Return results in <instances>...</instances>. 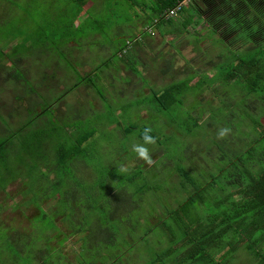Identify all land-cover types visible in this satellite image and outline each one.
I'll return each mask as SVG.
<instances>
[{"label": "rangeland", "instance_id": "obj_1", "mask_svg": "<svg viewBox=\"0 0 264 264\" xmlns=\"http://www.w3.org/2000/svg\"><path fill=\"white\" fill-rule=\"evenodd\" d=\"M195 2L198 8H205L202 0ZM0 3V50H10L15 44L14 52L8 54L9 61L1 59L0 63L5 62L12 69L23 66L26 76L29 71L34 74L31 67L38 64L43 51L32 42L39 40L42 48L48 47V60L62 66H58L61 69L57 73L54 71L50 83L36 84L43 77L34 74L30 79L33 86L4 78L5 69L0 67V147L5 148H0V264H30L33 256L35 263L43 260L46 264H105L112 253H119L111 256H118L115 264H145L149 253L153 255L165 245L155 243L160 238L165 240L163 227L157 222L166 216L167 207L175 206L191 190L190 185L182 189L178 183L180 176L173 164L179 160L173 164L169 160L181 154V141L202 150L200 160L195 156L207 172L214 168L210 156L217 159L221 150L243 148L245 144V138L239 134L248 131L245 126L218 138L219 129L227 121L234 124L235 118L226 106L231 99L238 98L230 96L228 87L219 82L213 84L218 88L216 92L214 87L204 84L199 93L197 87L178 93L179 101L172 109L160 107L155 100L164 88L186 74H191V83L200 78V72L211 76L213 64L220 60L219 52L227 51L226 48L214 44V37L209 36L211 29L201 16L190 11L192 6H184L171 18L182 20L183 29L174 33L167 32L166 25L147 26L142 20L144 8L152 4L150 0H86L81 7L68 0ZM76 14L72 27L70 20ZM96 25L100 30H92ZM110 27L114 32H109ZM144 29L148 33L142 32ZM197 33L201 34L199 42ZM140 35L143 45L137 44L139 38L134 39ZM215 37L217 40L219 36ZM63 38L66 41H57ZM65 42L68 44L64 58L65 54L57 52ZM121 48L126 52L124 59L114 53ZM15 54L29 63H11ZM109 55L108 68L105 64L96 68ZM227 56L230 59L231 55ZM133 62L136 72L131 67ZM49 69L43 70L44 76ZM24 89L31 92L24 93ZM15 95L21 98L19 102ZM193 103L192 113L201 115L200 126L194 128L205 135L192 136L185 129L188 121L193 123L187 118ZM222 107V116L210 117L212 108ZM75 112H79L77 119L72 116ZM145 127H151L155 137L154 144L145 145L154 161L151 166L132 150L134 144H143L141 134ZM85 130H94L85 145V163L78 167L64 164V184L68 190L75 188L82 196H78L79 200L84 198L80 211L86 216L85 227L93 231L84 232L83 238L79 232L66 240L68 225L58 220L61 214L55 213H66V190L48 186L51 171L47 164L52 150L72 139L70 132L79 134ZM10 132L15 137L7 138L2 145ZM208 145L211 148L207 150ZM121 167L127 171L121 172ZM128 177L129 183L125 181ZM110 188L125 189L129 196L128 206L117 210L119 215L110 208ZM44 192L48 193L45 197L49 202L39 206L34 198L39 196L41 200ZM98 218L104 220L97 223ZM137 219L141 224L131 227ZM116 220L128 224L118 227ZM149 226L154 227L146 234ZM103 243L106 247L101 249ZM91 253L96 258L92 259ZM235 264H252V260L246 251L239 250Z\"/></svg>", "mask_w": 264, "mask_h": 264}, {"label": "trees", "instance_id": "obj_2", "mask_svg": "<svg viewBox=\"0 0 264 264\" xmlns=\"http://www.w3.org/2000/svg\"><path fill=\"white\" fill-rule=\"evenodd\" d=\"M10 1L3 0V3L8 4ZM85 1L68 0L76 7L83 6ZM150 1L152 4L144 8L146 12L142 20L145 21V24L147 26L166 25L167 32H181V29H183L182 20L177 22V19H171L176 15L169 16L168 11L182 0ZM195 1H189L186 5H182L176 13L181 12L184 6H192L193 8H190V11L201 16L202 21L207 24V28L211 29L209 36L214 37V44L219 48L223 46L227 51L219 52L218 59L220 60L213 64L212 69L209 68L213 70L211 76H208L210 75L208 72L203 74L200 72L197 74L200 78L191 83L192 77L189 76L191 74H186L182 79H178L177 82L164 88L155 97V100H157L160 107L172 109L179 101L176 99L178 93H187L194 90V87H197L199 93L204 84L207 87H214L212 89L216 92L218 88L213 84L219 82V84L228 87L230 96H238V98L231 99L232 105L236 106L237 109L231 108V102L226 106L227 109L231 110L229 114L235 118V122L230 124L227 121L225 127L230 128L233 125L230 129L238 130L245 126L248 131L239 132L245 138L243 148L221 150L216 155L217 159L210 156V162L214 168L208 172L207 170L204 171L205 165L203 166V163L200 165L197 159L198 155L202 157V150L181 141L183 146L181 154L169 160L172 164L173 161L179 160L176 165L173 164L174 169L180 176L178 183L182 189L187 188V184L190 185L191 190L175 206L167 207L166 216L157 222L163 227L165 240L160 238L155 243H165V245L160 248L159 252H155L153 255L149 253L145 264H235L239 250L248 253L252 264H264V0H202L207 3L205 13L210 15L207 17L200 14ZM78 11V9L75 10V12ZM73 20L74 18L71 17L70 25L72 27ZM97 29L100 30L98 25L94 26L92 30ZM113 29L110 27L109 32H114ZM142 32L146 33L147 31L144 29ZM215 35H218L217 40L222 42L217 41ZM200 36L201 34L197 33V42L201 41L198 38ZM59 40L63 41L64 38L57 39V41ZM67 41H70V39ZM32 44L37 46L36 48L43 51V53L48 49L47 46L42 48L39 40L33 41ZM45 44H47L46 40L43 41V45ZM21 45L24 47V43H21ZM61 46L62 44L59 45V50ZM13 47L9 50L10 53L14 52L15 44ZM122 49H118L114 53H117L119 58L124 59L126 52H122ZM9 52H4L1 49L0 60L9 61ZM57 53L64 54L62 50ZM227 54L231 55L230 59L227 58ZM15 56L11 63H29L28 60L17 57V54ZM63 56H66V54ZM135 59L138 63L136 56ZM105 60L96 68H100L102 64H105V67L109 66L111 55ZM5 62L0 63V67L5 69L4 72L6 73L3 77H14V80L16 78L20 79L21 73H19V70L9 68ZM136 63L133 62L131 66L134 72L137 70L136 65H134ZM162 71L165 72L166 69ZM3 77L2 79L6 80ZM20 85L33 86L28 80ZM25 90L22 91L24 93L30 92ZM20 99V97H15V100H18L17 102ZM194 107L195 103L188 108L187 118L192 120L193 123L188 121L185 129L188 131L187 134L192 136L205 135L204 131L194 128L200 126L201 118L199 113L197 115L192 113L191 109ZM222 109L224 107L212 108L210 117L222 116ZM72 116H74L73 119L80 117L79 112L73 113ZM70 133L72 139L66 141V144L59 143L55 151L52 150V159L49 158L51 161H48L47 164L48 170L51 171L47 179L49 181L48 186L51 187L52 185L57 190L64 187L63 191L66 190V200L68 201L66 213L55 212L61 214L58 220L68 225L69 232H66V240L68 236L79 232L83 233L81 235V238H83L84 232L91 234L92 230V228L85 227L84 219H86V216L84 217L83 211H80L85 203L84 198L79 200L78 196L80 195L76 193L77 191L75 192V188L66 189V184H64L66 182V169L63 168V165L66 164V166L71 167L75 165L78 167L79 164L84 165V154H86L87 149L85 145L89 143V139L94 135V130H85L79 134L75 131ZM14 137L15 133L10 132L6 135L2 145L7 142V138ZM212 142L219 149H222V146L216 141ZM210 146H207V150L211 148ZM198 158L200 160V157ZM186 159L189 163H186ZM166 168L168 169L169 166L167 165ZM51 173H53V177H50ZM192 173H194V176ZM128 180L129 177L125 181L128 182ZM108 191L110 194L109 203L112 205L110 208L119 215L117 210L123 205L128 206L129 196L125 193V189L116 191L110 188ZM47 194V192H44L41 200L39 196L34 198V195H32L31 198H34L39 206L40 204L43 206L42 204L49 202V199L45 197ZM69 200H71V203ZM114 200L117 201L116 203L120 202L121 204L114 205L116 204ZM119 218L120 216H118ZM101 220L104 219H95L97 223L102 222ZM116 223L118 227L128 224V222L120 220H116ZM139 224L141 222L137 219L135 224L132 222L131 227L137 228ZM153 227H147L146 234ZM139 239H142V236ZM101 246V249L106 247L105 243ZM16 248L23 252L22 247L17 246ZM113 254L119 253L108 254V262H105V264H115L113 262L118 256L111 259ZM91 256L93 257V253H91ZM94 258L96 257L92 259ZM30 259L32 258L30 257ZM29 263L46 264L43 260L35 263L34 256Z\"/></svg>", "mask_w": 264, "mask_h": 264}, {"label": "crops", "instance_id": "obj_3", "mask_svg": "<svg viewBox=\"0 0 264 264\" xmlns=\"http://www.w3.org/2000/svg\"><path fill=\"white\" fill-rule=\"evenodd\" d=\"M197 1V0H196ZM1 4V3H0ZM195 4H196V2H195ZM203 4H204V7L205 8H198V6H197V8H198V11L200 12V14H204V16H210L209 15V13L207 14V13H205V11H206V8H207V3L206 2H204L203 1ZM145 12H146V9H145ZM145 12H144V14H145ZM79 14V13H78ZM78 14H76L75 16H74V20H73V25H75V21H76V16L78 15ZM76 18V19H75ZM144 24V23H143ZM141 37V35L140 36H137L136 38H139L138 39V41H137V44L138 43H140V45H143V44H141V40H142V38H140ZM12 40H14V39H12ZM12 40L11 41H8L7 43H9V42H12ZM63 41H66V40H63ZM72 41H74V42H76L77 40H75V39H73V40H70V42H72ZM68 44V43H67ZM64 45V46H63ZM66 42H65V44L64 43H62V46L60 47V50H62V52L64 53V54H66ZM4 51V50H3ZM4 52H9V48L6 50V51H4ZM66 56H64V58H65ZM109 57H110V55H109ZM48 58H49V56H48V51L46 50V52H44L43 53V55H42V57L38 60L39 62H38V64L36 65V66H34V64L32 65V67L31 68H33V69H35V72H34V74H36V75H39V77L41 78V76L43 77L42 78V80L41 81H38L36 84H40V83H43L44 81H46L47 83H50L51 81H53V79H54V71L57 73V69H61V68H59L58 66H61L60 64H58L56 61H50V60H48ZM60 58V57H59ZM35 59L37 60V58L35 57ZM105 62H107V60H105ZM61 63H62V61H61ZM21 65V64H20ZM22 66V65H21ZM30 66V65H29ZM52 67H54V68H52ZM62 67V66H61ZM49 68H52V69H49ZM106 68H108V66H106ZM18 70H19V73H21V78L19 79V78H16V80H19V82L20 83H23L25 80H28V81H30L31 82V84H32V80H30L31 78H33V75L34 74H32L30 71L28 72V75H29V73L31 74L29 77H28V75L26 76V74L24 73V72H22V69H23V66H22V68H17ZM45 69H49L50 71L44 76V72H43V70H45ZM13 80H14V77H13ZM15 80V81H16ZM32 85H34V84H32ZM31 92V91H30Z\"/></svg>", "mask_w": 264, "mask_h": 264}, {"label": "clouds", "instance_id": "obj_4", "mask_svg": "<svg viewBox=\"0 0 264 264\" xmlns=\"http://www.w3.org/2000/svg\"><path fill=\"white\" fill-rule=\"evenodd\" d=\"M152 128L151 127H145L142 131V140L143 144H134L132 150L137 154L138 158L143 160L146 164L151 166L154 164V161L152 159V156L149 153V150L145 145L147 144H154L155 143V137L151 135ZM231 132L230 128L224 127L219 129L217 135L218 138L223 139L225 138L229 133ZM121 172L127 171L126 168L121 167L120 169Z\"/></svg>", "mask_w": 264, "mask_h": 264}, {"label": "built area", "instance_id": "obj_5", "mask_svg": "<svg viewBox=\"0 0 264 264\" xmlns=\"http://www.w3.org/2000/svg\"><path fill=\"white\" fill-rule=\"evenodd\" d=\"M186 2L188 3L189 0H182V1L178 2V4L174 8H172L168 11L169 16H174L176 14L177 10H179L182 5H186L185 4Z\"/></svg>", "mask_w": 264, "mask_h": 264}]
</instances>
